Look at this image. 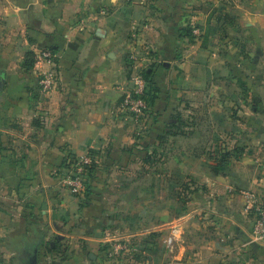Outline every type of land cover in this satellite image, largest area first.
<instances>
[{"label": "crops", "instance_id": "obj_1", "mask_svg": "<svg viewBox=\"0 0 264 264\" xmlns=\"http://www.w3.org/2000/svg\"><path fill=\"white\" fill-rule=\"evenodd\" d=\"M199 25L205 44L187 31ZM137 28L155 49L157 121L145 140L116 111ZM45 47L57 54L50 94L28 62ZM188 98L207 101L205 130L245 127L243 138L170 139ZM246 100L258 106L242 118ZM260 117L264 0H0V264H105L124 252L138 253L136 264H264L242 194L264 195ZM151 147L163 154L145 153ZM86 152L96 158L91 185L75 196L61 183L62 164ZM125 209L143 216H130V243L110 231L127 226Z\"/></svg>", "mask_w": 264, "mask_h": 264}, {"label": "built area", "instance_id": "obj_2", "mask_svg": "<svg viewBox=\"0 0 264 264\" xmlns=\"http://www.w3.org/2000/svg\"><path fill=\"white\" fill-rule=\"evenodd\" d=\"M148 26L146 25V28ZM197 37L202 36L198 26H192ZM131 48L127 55L129 61L130 88L124 94L116 111L133 121L136 138L140 139L149 129L152 119V106L148 102L151 89L147 72H152L155 62L154 46L143 37L142 29H135L130 37ZM34 72L38 78L39 90L52 93L58 84L57 54L49 47L37 48L34 52ZM96 163L91 152L68 154L63 162L64 172L61 183L75 196H84L91 182L90 170ZM246 210L253 215L252 234L254 238L264 241V195L255 190H243Z\"/></svg>", "mask_w": 264, "mask_h": 264}, {"label": "rangeland", "instance_id": "obj_3", "mask_svg": "<svg viewBox=\"0 0 264 264\" xmlns=\"http://www.w3.org/2000/svg\"><path fill=\"white\" fill-rule=\"evenodd\" d=\"M199 26H201V25H199ZM200 31L201 32L205 31L202 29V26H201ZM205 34L206 33L202 32V36H201L202 40L200 39L202 43L204 42V44L207 42V38H206ZM232 62L235 64V61H232ZM237 67L240 69L239 71L242 70V73L245 75H252L253 74L252 70L246 68L245 64L237 66ZM206 102L207 101L205 100V101H203V104L198 106L197 103L196 102L194 103V101L192 99H190V98L185 99V104L182 106V110H183L182 112L184 114V121H181V118H182L181 115H180V118L178 120H177V118L179 116L177 114L174 115V117L172 119L173 124L171 126L173 128V130L169 131L170 133H172V135L170 136L172 138H170V137L169 138L174 139L175 138L174 135H176L178 131L182 132V134H181L182 136H179V138L182 140H184V139L190 140L192 138H195L192 135L194 133H197V134L199 133L200 136L197 138H199L201 140H205L206 142L209 138H211V139L214 138L218 142V145L220 144V142L227 143L228 141H230L232 144H234V142L238 141V139H240L241 137L243 138V134L245 133L244 129H246L245 127H243V131H239L240 129L221 130L219 128H216V130L213 132L205 130L207 127V124H208V120H209L208 112H206V109H205L207 107ZM236 104L238 105V101L233 100V99H232V101L227 102V107L230 108V110L227 111V113L230 114L229 117H232V122L234 124L240 122V121H238V110L235 109V107L237 106ZM246 104H247L246 106L248 107V109H243L242 118L245 116H247V117L251 116L252 117L253 115L250 112L251 109H253V107H255V106H258V104L256 103V100H251V101L246 100ZM204 111H205V114H204ZM152 119H153V121H152L149 129L145 132L144 136L142 137L144 140L146 138L149 139L152 132H153L152 131L153 127L157 121V116L155 114V111L152 112ZM263 119H264L263 117H260L259 120L263 121ZM195 128L199 129V131L198 130L195 131ZM169 138H167V139H169ZM168 144H169L168 148L170 149V147H171L170 145L173 143L169 142ZM208 148H210V147L209 146L205 147L204 153L209 154L210 152H212V149H214V147H211L210 149H208ZM148 151H150V152L152 151V153L155 154V159H158V155L163 154L159 148L157 149L155 147L149 148L148 150L145 151V153L146 152L148 153ZM167 151H168V149H167ZM173 183L174 184H172V185H174V187H175L177 182L174 181ZM178 191H180V190H178ZM178 191H176L174 189L173 192L171 193L170 197L171 198L177 197ZM180 199L185 204V206H187V203L190 200L188 198L187 193L185 195L181 194ZM127 207H128V205H127ZM186 209H187V207H186ZM121 214H125V216L127 217V220H125V223L127 224V226L122 227V228H120L118 226V227H115V228L112 227V229H110V228L109 229H110V231L111 230L115 231L116 229L121 231L118 234L119 236L117 238H119V239H117V241H125V242L130 243L129 240H130V238H133L134 233L132 231V234H129V231L137 229L136 225H134V227L130 226V224H129L130 216L137 215V217H138L137 220H139V221L143 220V216L140 215L139 210L136 213H132V211H128V209H125ZM119 223H120V221H119ZM116 232H118V231H116ZM146 236H147V240H149V238L154 239L153 236H151V234H148ZM142 240H145V238H143ZM136 254H138V253H136V252L135 253L134 252L133 253L132 252L125 253L124 252V253L120 254V256L122 255V257H116V258H114V260L111 257H109V260H106L105 264H136L135 261H133L134 259L135 260L139 259V258H136ZM152 264H154V263H152Z\"/></svg>", "mask_w": 264, "mask_h": 264}, {"label": "trees", "instance_id": "obj_4", "mask_svg": "<svg viewBox=\"0 0 264 264\" xmlns=\"http://www.w3.org/2000/svg\"><path fill=\"white\" fill-rule=\"evenodd\" d=\"M187 31H188V33H189L190 36L197 37L196 35L193 34L192 27L187 28ZM28 62H29V66L30 67L34 66V55L33 54L28 59ZM145 75L150 80L151 89H150L149 94H148L149 95L148 96V102L152 106L154 104L155 100H156V97H157V88H156L155 83L153 81V74H152V72H147ZM94 166H95V163H94V165L92 166V168L90 170V174H89L90 175L89 176L90 178H92ZM90 185H91V182L88 183V189L90 188Z\"/></svg>", "mask_w": 264, "mask_h": 264}]
</instances>
